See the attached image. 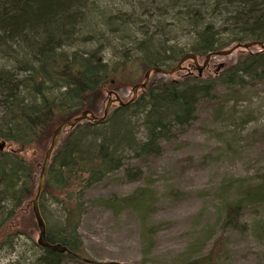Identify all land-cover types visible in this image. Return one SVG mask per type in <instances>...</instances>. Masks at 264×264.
Masks as SVG:
<instances>
[{
    "label": "trees",
    "instance_id": "16d2710c",
    "mask_svg": "<svg viewBox=\"0 0 264 264\" xmlns=\"http://www.w3.org/2000/svg\"><path fill=\"white\" fill-rule=\"evenodd\" d=\"M122 1L128 13L98 0H0V143H5L0 152V247L12 235L9 226L36 195L54 130L84 113L102 117L105 86L126 75L134 81L148 69L175 68L189 54L198 64L199 58L204 63L210 55L211 61L222 57L214 53L235 45L257 43L258 50L213 77L202 78L192 61L188 70L196 76L166 80L167 75L153 72L156 82L102 122L67 127L38 198L46 242L65 253L41 248L39 257L26 264L93 263L84 256L78 234L83 193L111 175L137 180L140 170L126 163L128 157L142 162L159 156L161 143L191 126L202 106H219V94L235 98L246 87L264 83V0ZM100 29L106 32L100 34ZM108 48L117 52L116 58L106 59ZM149 196L142 189L101 204L113 211L121 205L142 210ZM51 200L61 219L49 218L45 202ZM260 206L264 178L222 204L223 226L243 230L242 214ZM184 264L210 261L201 257Z\"/></svg>",
    "mask_w": 264,
    "mask_h": 264
},
{
    "label": "rangeland",
    "instance_id": "374dc122",
    "mask_svg": "<svg viewBox=\"0 0 264 264\" xmlns=\"http://www.w3.org/2000/svg\"><path fill=\"white\" fill-rule=\"evenodd\" d=\"M100 2L113 11L124 6L122 0ZM105 32L99 30L100 34ZM257 50L240 48L228 56L215 57L201 77H213L240 56ZM105 54L107 60L117 57L111 48ZM191 63L184 62L180 71L163 78L196 76L195 71L188 70ZM202 63L199 58V66ZM145 72L134 81L126 75L105 86L102 111L110 99L129 101L132 87L143 82ZM157 80L151 73L147 84ZM218 97L222 101L219 106L205 104L191 126L173 140L161 143L159 156L142 162L127 158L126 163L140 170L137 180L111 175L83 193L78 234L91 264H184L201 257L209 258L210 264H264V206L242 214L239 220L243 230L223 226L221 210L224 202L239 198L244 189L264 178V83L246 87L235 98L223 94ZM117 106L112 104L107 116ZM142 189L150 191L149 202L142 210L121 205L113 211L101 204L106 199L122 200ZM31 203L9 226L12 235L0 247V264H26L39 257L41 247L37 245ZM45 203L49 218L61 219L60 208L52 200ZM62 264L82 263L68 260Z\"/></svg>",
    "mask_w": 264,
    "mask_h": 264
},
{
    "label": "water",
    "instance_id": "95a60500",
    "mask_svg": "<svg viewBox=\"0 0 264 264\" xmlns=\"http://www.w3.org/2000/svg\"><path fill=\"white\" fill-rule=\"evenodd\" d=\"M254 46H257V43H248V44H245V45H235L234 47H232V48H230L228 50L216 52V53H214V55L215 56H222V57L223 56H228V55H230L233 51H235L238 48L249 49V48L254 47ZM258 46L263 47L262 44H260V43L258 44ZM263 50H264V47H263ZM209 59H210V55H208L206 57L203 65L199 66L197 64L196 57L191 55V54H189V55H186L185 57H183L179 61V63L176 65L175 68H172V69H169V70H163V69H159V68L148 69L145 72L143 83L136 84V85H134L132 87V89H131L132 97L126 104H129V103L133 102L136 99V97H137V92L140 89H144L146 87L147 82H148V78H149L151 73L154 72V73H161V74H164V75H172V74H174L175 72L179 71L182 68L181 66H182V64L184 62L190 60L197 67V70H198L199 75H200L202 70L207 66ZM114 103H117L119 106L125 105L118 98L110 99L106 103V106H105V109H104L102 117L95 118V117L89 116L86 113H84L81 116H78L76 118H73V119L65 122V123L60 124L54 130V133H53V136H52V139H51V142H50V146H49V148L47 149V151H46V153L44 155L43 163H42V165L40 167V173H39V178H38V185H37L36 195H35L34 199L32 200V203H31L32 214H33V217H34V220L36 222L37 229H38L37 245L39 247L45 248V249H48V250L54 251V252L65 253V249L60 247L59 245H50V244H48L46 242V239H45V225H44V222H43L42 217L40 215V211H39V207H38V198L40 196L42 188L45 185V180H46V176H47V172H48V167H49V164H50L51 155H52V152H53V150H54V148H55L60 136L63 134V132L65 131V129L67 127H75V126L79 125L83 121L87 120V121L102 122L106 118L111 105L114 104ZM4 147H5V143L1 142L0 143V152L4 149ZM108 264H120V263L111 262V263H108Z\"/></svg>",
    "mask_w": 264,
    "mask_h": 264
}]
</instances>
